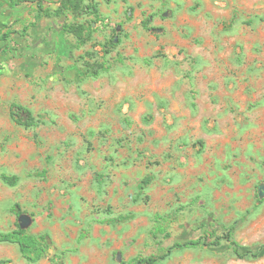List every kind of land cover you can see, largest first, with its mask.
<instances>
[{
	"label": "rangeland",
	"instance_id": "rangeland-1",
	"mask_svg": "<svg viewBox=\"0 0 264 264\" xmlns=\"http://www.w3.org/2000/svg\"><path fill=\"white\" fill-rule=\"evenodd\" d=\"M38 3L0 6V231L53 245L30 262L1 242L0 264H264V0H85L47 21Z\"/></svg>",
	"mask_w": 264,
	"mask_h": 264
},
{
	"label": "trees",
	"instance_id": "trees-1",
	"mask_svg": "<svg viewBox=\"0 0 264 264\" xmlns=\"http://www.w3.org/2000/svg\"><path fill=\"white\" fill-rule=\"evenodd\" d=\"M25 1H35V0H0V6L3 3H7L11 8L20 6ZM85 0H60L57 6H48L46 7L43 2L39 0L38 6L35 11V17L37 21H47V19H65L67 18L70 12L77 13L82 11L85 6ZM132 7L129 8L131 10ZM96 13L98 10L95 8ZM144 26L148 29L155 30L156 27H148V23L144 22ZM64 29L71 31L79 36L82 34V28L74 24H65ZM12 31H5L3 28H0V41H8L11 37ZM92 75H98L99 70H92ZM10 113L14 121L20 125L30 127L36 124L35 116L32 110L18 102H13L10 106ZM2 179L10 184H17L19 177L17 175H7L3 174ZM257 198L258 202L264 201V181L259 184L257 188ZM19 206L18 204L16 205ZM17 214L20 216L21 212L16 207L13 208ZM236 227V224H233L228 227L226 232V239L230 242L231 246H234V250L237 253L239 252V245L233 239V231ZM220 238L217 237L212 244H218ZM8 242L15 243L19 246V250L22 253L23 257L30 262H37L45 257L50 249L52 248L53 243L50 240L49 234H32L23 227L21 224H17L15 228L8 231H0V243ZM201 244L200 239H190L183 243H176L174 248H185L190 246H196ZM240 256H245L246 254H239ZM166 255H150V256H137L133 258L129 264H155L160 259H163ZM255 256V255H254Z\"/></svg>",
	"mask_w": 264,
	"mask_h": 264
}]
</instances>
